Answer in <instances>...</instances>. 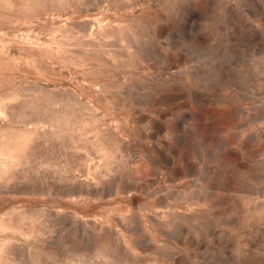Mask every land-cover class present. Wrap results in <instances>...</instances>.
I'll use <instances>...</instances> for the list:
<instances>
[{
	"label": "rangeland",
	"instance_id": "rangeland-1",
	"mask_svg": "<svg viewBox=\"0 0 264 264\" xmlns=\"http://www.w3.org/2000/svg\"><path fill=\"white\" fill-rule=\"evenodd\" d=\"M0 264H264V0H0Z\"/></svg>",
	"mask_w": 264,
	"mask_h": 264
}]
</instances>
